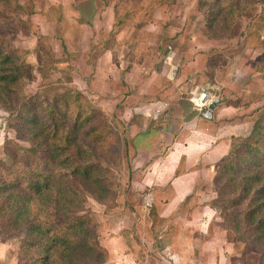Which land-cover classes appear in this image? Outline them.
<instances>
[{"label": "rangeland", "instance_id": "rangeland-1", "mask_svg": "<svg viewBox=\"0 0 264 264\" xmlns=\"http://www.w3.org/2000/svg\"><path fill=\"white\" fill-rule=\"evenodd\" d=\"M73 1L13 0L12 4L0 3V41L16 49L20 64L30 75L22 79L24 85L18 95L22 94L26 98L38 96L43 100L44 97L75 98L80 95L87 106L103 111L111 127L108 136L109 149L119 161L121 160V173L118 167L115 170L117 184L120 187V184H128L129 165L128 162L122 164L124 126L116 125L115 113L118 111L116 107H121L124 102H127L124 104L127 107L137 106L135 102L137 94H134L136 90L130 87L132 79L124 76V73L121 79V73L116 67L121 56L118 50L126 37L125 31L120 32V28L118 29L120 35L116 39L120 43L116 44L111 42L115 39V29L111 33L99 29L92 35L84 23L91 20L90 12L94 7L92 2L75 0L77 4L74 2L75 9ZM232 1L221 2L216 6H226ZM242 1L244 0H237V3L241 5ZM114 2L116 7L121 5L129 11L126 23L133 21L142 24L146 21L151 31H160L168 39L169 45L167 48L165 46V52L162 48V53L164 52L162 56L168 53L171 57V52L175 51L177 55H182L185 61L186 57H192L193 50L192 45L185 40L196 39L200 47L203 46L199 41L211 43L210 47L205 48L214 50L212 56L214 79L220 82L219 85L214 84V89L220 96L218 105L234 106L235 112L231 114L230 119H234L235 123L239 116L243 119V123L241 122L243 127L232 140L231 149L235 143L240 144L247 138L254 122L264 113V1L255 5V12L249 8L241 16L233 20L227 19L225 22L219 21L216 26L213 24L211 27H206L202 10L208 13L207 17L210 16L209 12L214 13V0L202 5H199V0H114ZM151 10L153 14L162 10V15L153 19V15L147 14ZM8 12H14L22 23L11 29ZM221 16L222 13L219 14V17ZM139 30H142L141 26ZM133 34L137 33L133 31ZM155 37L154 42L159 43V33ZM132 38L128 36L129 41ZM37 53L42 60L41 63L37 62ZM120 60L121 69H127L128 66L137 67L135 63L138 62L133 59H125L122 56ZM175 64L172 61L171 65ZM149 65L150 62L145 61L144 66L140 68L145 70ZM150 67L152 69V66ZM100 81L102 87L99 86ZM146 87L145 84L144 88ZM189 91L190 89L186 90L187 95ZM12 101L13 104L8 110L0 105V167L3 168L13 167L16 155L23 164L28 163V154L18 150L16 144L28 147L32 153L38 155L35 148L20 138L21 131L17 128L16 107L22 106L23 99L19 98L16 102L14 96ZM9 104L10 101L7 102V105ZM237 105L241 109H236ZM127 107L126 109H129ZM140 107L147 108L146 105ZM68 111H71V108ZM118 113H121V109ZM126 116L127 122L130 114ZM8 139L10 143L7 142ZM254 169L258 175L264 173L261 161ZM118 185L116 202L109 199L103 205L87 197L84 203L86 217L97 230L100 243L112 253L108 255L110 261L108 263L150 264L160 261V264H264L262 252L248 242L240 240L232 229L225 228L220 208L213 204L219 195L217 191H210L211 187L203 198V201L213 204L212 210L207 208L212 214L206 215V221L191 220L188 213L197 207L193 209L184 207L182 211L185 214H182V211L179 214L188 217L187 220L174 222L176 224L159 221L155 228L150 230L149 224L142 219L148 211L146 207L150 209L155 191L147 188L132 190L130 184L122 190ZM143 205L144 211L141 209ZM233 210L238 211L235 208ZM199 214L200 210L195 216ZM176 226L184 228L183 231L186 233L184 237L176 234ZM24 237V227L19 226L7 232L0 221V264L21 263L22 257L25 256V249L21 248ZM151 241L153 246H150Z\"/></svg>", "mask_w": 264, "mask_h": 264}, {"label": "trees", "instance_id": "trees-1", "mask_svg": "<svg viewBox=\"0 0 264 264\" xmlns=\"http://www.w3.org/2000/svg\"><path fill=\"white\" fill-rule=\"evenodd\" d=\"M219 1L214 0L209 17L202 10L206 27L233 20L249 8L255 12V5L264 0H244L241 5L233 0L217 7L229 0ZM206 2L211 0H199V5ZM7 15L11 29L22 23L14 12ZM36 59L42 62L38 53ZM208 64L214 66V58ZM26 76L30 75L16 49L0 41V105L8 110L14 96L16 102L23 99L22 106L16 107L17 128L20 138L38 151L36 155L16 144L28 154V163L16 155L13 167H0L2 227L7 232L24 227L21 248L25 256L19 264H103L108 251L86 217L84 203L90 197L105 205L118 194L115 170L119 160L109 149L111 127L103 111L87 106L80 95L45 100L18 95ZM260 161L264 165V113L250 135L218 161L212 190L219 195L213 204L219 206L225 228L264 254V173L258 175L254 169Z\"/></svg>", "mask_w": 264, "mask_h": 264}, {"label": "crops", "instance_id": "crops-1", "mask_svg": "<svg viewBox=\"0 0 264 264\" xmlns=\"http://www.w3.org/2000/svg\"><path fill=\"white\" fill-rule=\"evenodd\" d=\"M89 1L94 7L90 12L92 13L90 22L84 23L87 24L91 34L94 35L99 29L108 33L115 29V39L111 42L116 44L120 43L116 39L119 33L125 31L126 37L118 50L121 53L120 57L138 62L135 63L136 68L128 66L127 69H121L120 57L117 61L120 64L117 63L116 67L121 73V79L122 73L132 79L130 87L136 90L134 94H137L135 96L137 106L127 107L124 105L127 102H124L121 107H116L118 111L121 109V113L116 111L115 115L117 127L124 126L122 164L128 162L129 165L128 184L132 190L147 188L155 191L150 209L146 207L148 211L142 220H146L150 230H153L159 221L176 224L174 222L187 220L188 217L180 216L179 212L184 207L186 209L197 207L188 213L191 220L206 221V215L212 214L207 208L212 210L213 205L203 201L204 195L210 187V191L212 190V179L217 162L231 149L232 140L238 136L237 131L243 127L241 116L235 120L237 123L234 119H230L231 114L235 112L233 105L217 104L213 109L212 118L204 119L192 106L186 93L187 89L191 90L196 86L214 87L215 83L220 84L214 79V66L208 64V60L214 56V50L206 49L205 46L210 47L211 43L199 41L203 46L200 47L196 39H184L192 45V57H186L187 60L184 61L182 55H177L175 51L171 52V57L168 53L162 56L169 44L168 39L160 31H151L146 21L142 24L133 21L126 23L129 11L121 5L116 7L114 0ZM74 2L77 5L75 0L72 5ZM159 10L157 14H153L152 10L147 14L153 15L154 19L162 15V10ZM140 26L142 30H139ZM133 31L137 34L134 35ZM158 33L159 43L154 42ZM128 36L133 38L129 41ZM145 61L150 62L149 69L141 70L140 66L143 67ZM172 61L177 65H171ZM156 65L157 69L154 70ZM145 84L146 88H144ZM99 86H103L101 81ZM141 105H146L147 108L140 107ZM237 107L236 109H241L239 105ZM128 113L130 118L126 122L125 117ZM120 167L121 160L118 164V171L121 173ZM128 184H120V187L124 190ZM120 187L118 185L119 189ZM141 209L145 210L144 205ZM199 210L200 214L196 217L195 214ZM182 214L185 213L182 211ZM183 229L175 228L176 234L184 237L186 233ZM147 240L149 242V237ZM150 246H153L152 241ZM153 253L156 255V251ZM110 254L112 253L109 250L108 255ZM108 262L109 259L103 264H110ZM150 264H160V261Z\"/></svg>", "mask_w": 264, "mask_h": 264}, {"label": "built area", "instance_id": "built-area-1", "mask_svg": "<svg viewBox=\"0 0 264 264\" xmlns=\"http://www.w3.org/2000/svg\"><path fill=\"white\" fill-rule=\"evenodd\" d=\"M189 100L202 118L210 120L213 109L220 102V96L213 86L200 85L190 90Z\"/></svg>", "mask_w": 264, "mask_h": 264}]
</instances>
